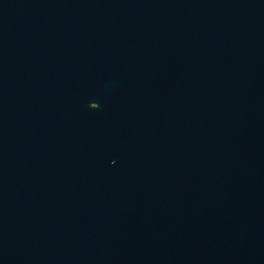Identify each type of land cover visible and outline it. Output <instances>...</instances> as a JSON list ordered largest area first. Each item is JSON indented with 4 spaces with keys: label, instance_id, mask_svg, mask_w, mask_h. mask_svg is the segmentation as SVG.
Listing matches in <instances>:
<instances>
[{
    "label": "water",
    "instance_id": "water-1",
    "mask_svg": "<svg viewBox=\"0 0 264 264\" xmlns=\"http://www.w3.org/2000/svg\"><path fill=\"white\" fill-rule=\"evenodd\" d=\"M0 264H264V0H0Z\"/></svg>",
    "mask_w": 264,
    "mask_h": 264
},
{
    "label": "snow or ice",
    "instance_id": "snow-or-ice-1",
    "mask_svg": "<svg viewBox=\"0 0 264 264\" xmlns=\"http://www.w3.org/2000/svg\"><path fill=\"white\" fill-rule=\"evenodd\" d=\"M99 106H100L99 104H96V105H93L92 108L96 109V108H99Z\"/></svg>",
    "mask_w": 264,
    "mask_h": 264
}]
</instances>
